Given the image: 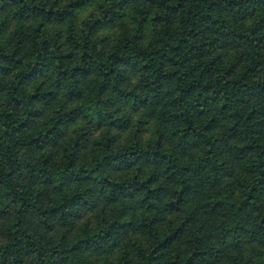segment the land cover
<instances>
[{
	"label": "trees",
	"instance_id": "obj_1",
	"mask_svg": "<svg viewBox=\"0 0 264 264\" xmlns=\"http://www.w3.org/2000/svg\"><path fill=\"white\" fill-rule=\"evenodd\" d=\"M249 5L264 0H113L108 34L89 39L43 0H0V264H82L74 256L95 240L111 243L113 264L129 245L136 264L264 257V15L246 31L229 23ZM49 73L52 87H38ZM93 96L99 110L87 112ZM158 103L183 130L174 154L159 148L167 177L133 178L131 156L104 163L127 146L128 111ZM80 115L95 121L86 140L69 135Z\"/></svg>",
	"mask_w": 264,
	"mask_h": 264
},
{
	"label": "clouds",
	"instance_id": "obj_2",
	"mask_svg": "<svg viewBox=\"0 0 264 264\" xmlns=\"http://www.w3.org/2000/svg\"><path fill=\"white\" fill-rule=\"evenodd\" d=\"M112 2L113 0H43V6L60 13L57 18L66 20L69 28H76L81 34H85L87 32V28H91L92 32L88 36L89 39L101 33L104 35H101L100 39H104V36L108 34L107 28L112 21L106 14L101 13H103L104 8L110 6ZM118 11L119 10L117 8L115 12L118 13ZM261 15H264V9H258L254 12L251 5H249L247 12L235 11L233 13L235 19L230 18L229 23L234 24L236 28L242 31H246L257 23ZM121 27L124 28L122 39L135 42V40L139 38L135 33L129 35L127 25L122 24ZM155 35L157 38L151 41V43L158 44L161 42L159 38L163 37L164 31L162 29H158ZM8 43L9 40L7 38L0 40V44H4L5 46ZM11 43H15V41H12ZM96 43L99 44V41ZM54 75L55 73H49L47 77L37 76L39 81L37 86L39 87L42 85L44 88H51L54 82ZM69 87L70 85H65V89ZM63 91V89L56 90L55 95L57 101H63ZM45 97L50 100L49 97ZM104 102L112 109H115L118 104L114 101V95L106 96L104 98ZM97 103V97L93 96L86 111H98V108H94V105ZM66 104V102H61L56 111H62L66 108ZM126 107L127 106L120 107L119 111H125ZM78 112L80 113L79 106H77L76 110L69 108L68 114L64 117V119L67 118L71 121V119L77 116ZM115 114V111H113L112 116H115ZM105 120V140H109L111 138V129L108 127V117H105ZM49 123L51 122L43 121L41 123V127L47 129ZM121 123L127 124L125 132L127 146L123 148L122 155H113L108 160H105L104 163L109 160L123 162L131 156L132 160L130 165L125 170L130 176H133V178H143V181H147L151 176H156L157 179L166 178L168 170L165 168V160L161 158L159 148H164L166 153L171 152L174 154L175 146L173 145V133L175 132L176 135H181L183 131L182 129L177 131L172 127L173 113L168 105L165 103L154 104L147 110L141 109L139 113L134 109H130L127 116L123 121H121ZM94 124L95 121L92 120L91 116H89L88 119H85L84 115H80L79 118L76 119V123L71 124L69 135L86 140L87 128ZM64 139L67 140V137ZM141 145H146L145 150H138ZM166 145L169 147H165ZM50 147L51 145L45 147V151H47ZM64 147L70 150L73 147L72 141L68 140V142L64 144ZM110 147L111 144L107 146V148ZM101 148L104 151H107V148L104 147L103 143L101 144ZM96 150L98 151L99 149ZM145 157H147V160ZM5 191H7V189H5ZM98 220L99 222H103V217H98ZM149 234L151 239L156 241H159L161 237L159 229H157L155 233H152L150 230ZM65 239H71L70 232L68 237ZM81 247L86 250L82 255L74 256V259L81 260L82 264H113L111 243L102 240H95L86 242L85 244H82ZM68 248H72V243H68ZM259 251H264V248H260ZM125 252L129 253L128 259L132 260L133 264H136L135 254L133 253V249L130 245L127 249L122 248L120 250L121 264L123 262ZM21 259H23V257H21ZM233 259L239 260V257H234ZM255 260L257 264H259L260 261L264 260V257L256 256Z\"/></svg>",
	"mask_w": 264,
	"mask_h": 264
}]
</instances>
